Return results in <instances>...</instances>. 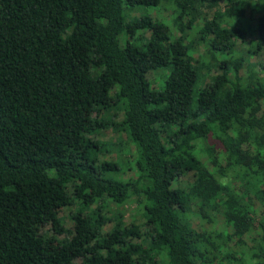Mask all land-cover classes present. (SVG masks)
Masks as SVG:
<instances>
[{"label":"trees","instance_id":"obj_1","mask_svg":"<svg viewBox=\"0 0 264 264\" xmlns=\"http://www.w3.org/2000/svg\"><path fill=\"white\" fill-rule=\"evenodd\" d=\"M261 52L264 0H0V264H264Z\"/></svg>","mask_w":264,"mask_h":264},{"label":"rangeland","instance_id":"obj_2","mask_svg":"<svg viewBox=\"0 0 264 264\" xmlns=\"http://www.w3.org/2000/svg\"><path fill=\"white\" fill-rule=\"evenodd\" d=\"M128 13H129V15H140L141 10L140 9H134V10L129 11ZM151 13L154 16H158L159 18L160 17H162V18L167 17L168 18V16H169L168 11L162 7H159L158 9H156L155 11H153ZM255 18H256V15L250 14L249 10L244 7L243 17L240 19V21H238V23L236 25L241 27V24H242V27L246 30V34H245V36H243V38L241 40H238L236 43V51H235L236 56H241L243 54L244 50L248 49V47L250 46V43H251L250 41L255 36V33H252L255 29V21H256ZM162 21L166 22L164 19H162ZM203 49H204V44L199 43V45L197 47V51L195 52L194 56L197 57L198 53L203 52ZM256 60L264 61V52H261L259 55H255V56L250 57V61H256ZM241 71H242L241 73L243 74L244 71L243 70H241ZM117 136H118L117 133L111 129L103 130L99 135V137L104 141L111 140L115 137L117 138ZM122 138H124V137L122 136ZM181 179H182L181 181L186 182L185 177H182ZM110 208H111V206H110ZM117 209L118 208H116L115 212H110L109 210H106V213H107L106 215L112 218L113 214H119V212L118 213L116 212ZM121 212H123L121 214V217L124 220H126V222L131 220L133 217L137 221L143 220L142 214H140V211L138 209H136L134 204L130 205V207H127V206L122 207ZM191 220H192V224L197 229H199V230L203 229L201 227L202 224L197 220V218L192 216ZM114 221H115L114 218H112V220L108 221L106 223V225L104 226L105 230L110 228V226H112L114 224ZM65 223L67 226L70 225V221H68V219L65 221ZM217 224H219V226H222L224 224L222 221V218L220 216H218ZM211 228H213V227H211ZM42 231L43 232L45 231V234H51L52 233V230L50 229V225H48V224H46L44 226V228H42ZM52 235L56 236L58 239H61L63 237V235H55V234H52ZM256 237H257V231L250 233L246 238V241H247L246 244L248 246H250L253 243L252 241H250V239L256 238ZM75 262H79V259L78 258L75 259ZM156 264H162V263L158 262Z\"/></svg>","mask_w":264,"mask_h":264}]
</instances>
